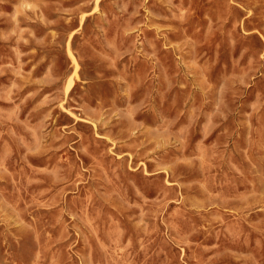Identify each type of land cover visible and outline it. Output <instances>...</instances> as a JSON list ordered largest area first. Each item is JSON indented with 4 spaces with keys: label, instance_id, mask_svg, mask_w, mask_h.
<instances>
[{
    "label": "rangeland",
    "instance_id": "rangeland-1",
    "mask_svg": "<svg viewBox=\"0 0 264 264\" xmlns=\"http://www.w3.org/2000/svg\"><path fill=\"white\" fill-rule=\"evenodd\" d=\"M0 264H264V0H0Z\"/></svg>",
    "mask_w": 264,
    "mask_h": 264
}]
</instances>
